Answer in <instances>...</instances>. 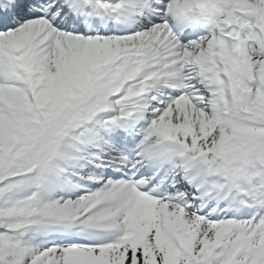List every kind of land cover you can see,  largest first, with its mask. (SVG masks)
Returning a JSON list of instances; mask_svg holds the SVG:
<instances>
[{
	"label": "snow or ice",
	"instance_id": "6c2138e0",
	"mask_svg": "<svg viewBox=\"0 0 264 264\" xmlns=\"http://www.w3.org/2000/svg\"><path fill=\"white\" fill-rule=\"evenodd\" d=\"M0 264H264V0H0Z\"/></svg>",
	"mask_w": 264,
	"mask_h": 264
}]
</instances>
